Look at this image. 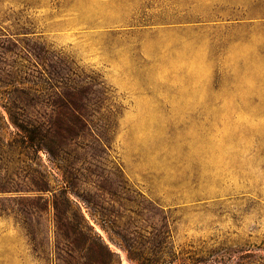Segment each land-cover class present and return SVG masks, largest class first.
Instances as JSON below:
<instances>
[{
    "label": "rangeland",
    "instance_id": "1",
    "mask_svg": "<svg viewBox=\"0 0 264 264\" xmlns=\"http://www.w3.org/2000/svg\"><path fill=\"white\" fill-rule=\"evenodd\" d=\"M0 33L37 89L72 62L49 82L72 95L40 104L85 106L103 138L71 156L84 241L57 250L51 193H0V264H264V0H0Z\"/></svg>",
    "mask_w": 264,
    "mask_h": 264
},
{
    "label": "trees",
    "instance_id": "2",
    "mask_svg": "<svg viewBox=\"0 0 264 264\" xmlns=\"http://www.w3.org/2000/svg\"><path fill=\"white\" fill-rule=\"evenodd\" d=\"M4 37L5 34L0 33V107L6 113L4 115L0 111V171L2 165L13 162V168L20 170L21 174L15 179L0 174V193H12L15 194L12 196L13 200H21L32 191L40 201H46L44 194L51 193L52 206L57 213L55 225L57 229L63 231L61 235L65 241H58L59 246L56 244L55 247L63 251L60 243L64 247L67 245L70 238L67 231L79 236L75 241H84L83 226L65 216L73 206L70 195L71 193L77 195L74 192L77 188L75 179L80 180L77 175L81 174L83 168L82 164L71 161V156L90 147L86 143H77L76 140L84 138L85 135L100 142L103 138L100 132L92 128L90 114L85 110V106H74L70 109L63 102L40 104L43 99L39 98L51 96L67 98L72 95L67 87L62 92L52 91L53 85L49 83L54 78L70 80L69 74L74 73L72 62L60 61L61 64L53 68V72L45 71L47 86L37 89L30 84V79L21 76V71L5 69L6 53L11 51V48ZM12 46L17 47L15 43H12ZM29 75L36 77L30 73ZM92 86L103 88V83L94 82ZM70 88L74 89L71 86ZM89 89L88 86L81 87L78 93L83 95ZM10 127L15 130H10ZM40 152L45 154L52 168L58 171L59 179L54 178L49 165L41 160ZM72 173L76 174L74 180ZM52 181H55V184H52ZM0 212H4L2 206ZM68 255L71 257V254Z\"/></svg>",
    "mask_w": 264,
    "mask_h": 264
}]
</instances>
